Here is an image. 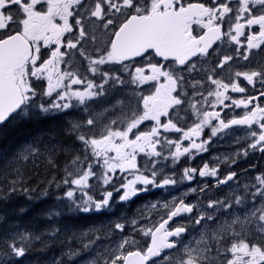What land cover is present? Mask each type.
<instances>
[{"label": "snow or ice", "instance_id": "snow-or-ice-1", "mask_svg": "<svg viewBox=\"0 0 264 264\" xmlns=\"http://www.w3.org/2000/svg\"><path fill=\"white\" fill-rule=\"evenodd\" d=\"M17 119L61 122L0 155V205L56 203L44 228L0 212V264H264V0H0V125Z\"/></svg>", "mask_w": 264, "mask_h": 264}, {"label": "trees", "instance_id": "trees-1", "mask_svg": "<svg viewBox=\"0 0 264 264\" xmlns=\"http://www.w3.org/2000/svg\"><path fill=\"white\" fill-rule=\"evenodd\" d=\"M60 122L61 121L59 119L57 120L17 119L15 121H10L6 126L0 128V155L8 156L9 153L14 151V147L16 146V144H18L21 141V139L24 140L22 141L20 147L26 144L27 142L31 141L34 137L40 135L41 133H47L53 127L58 128L60 126ZM17 149L18 147L16 148V150ZM43 178H44V174L42 170L40 179ZM25 201L27 200L24 197H16L15 200L7 204L0 205V212L6 213L8 216V220H17V217L12 215L13 210L18 209L20 207H26L27 211L18 218L19 222L22 224L37 223L40 225L41 228L46 227L47 221L40 214L45 209L51 207L56 203L55 198L46 197L43 198V200L41 201H37L35 203L33 202L31 205H29L28 201L27 202ZM77 218H80V220L84 222V225L89 223L88 220H86L89 219L88 217L83 218L82 216H80ZM58 220L60 221V224H58L57 226H61V225L71 226L69 224L70 222L66 220V216L59 217ZM59 251H60L59 247L51 248L46 253L37 252L33 256L29 257V259L33 260L38 257L40 261L43 262L49 258L48 255H50L52 252L57 253Z\"/></svg>", "mask_w": 264, "mask_h": 264}, {"label": "flooded vegetation", "instance_id": "flooded-vegetation-1", "mask_svg": "<svg viewBox=\"0 0 264 264\" xmlns=\"http://www.w3.org/2000/svg\"><path fill=\"white\" fill-rule=\"evenodd\" d=\"M194 29H196L197 31H199V28L198 26H193ZM254 31H258V26H254L253 28ZM243 61L240 62V68L239 70H245L244 67H243ZM144 87V86H142ZM145 94H147V89H145ZM234 96H238L239 94H232ZM236 112L239 114L241 113V110L240 109H237ZM236 135L238 136H243V132H237ZM231 150H234V148L232 146L229 145V143L227 141H224V142H221L220 144H217V145H214L212 149H210L209 153H205V154H202V159L203 160H210V158L212 156H215L219 153H223V152H226V151H231ZM139 158V157H138ZM201 163V158H198L197 160H195L194 162L191 163V166H197V165H200ZM264 163V162H262ZM185 166H188V164L186 163H181L179 165V168H178V171L179 169H182L183 167ZM241 167H247V164L244 163L243 161H241V164H240ZM143 196H146V198H152V200L156 199L158 196L161 195L160 192H152L150 194H141ZM139 239V237H137Z\"/></svg>", "mask_w": 264, "mask_h": 264}, {"label": "bare ground", "instance_id": "bare-ground-1", "mask_svg": "<svg viewBox=\"0 0 264 264\" xmlns=\"http://www.w3.org/2000/svg\"><path fill=\"white\" fill-rule=\"evenodd\" d=\"M31 125V124H30ZM26 134V133H25ZM15 200V199H14ZM45 200V199H44ZM48 200V199H47ZM22 201H24V200H22ZM51 201V200H50ZM25 202H27V201H25ZM35 203V202H34ZM43 203V202H42ZM48 204V203H47ZM35 205V204H34ZM38 205V204H37ZM95 218V217H94ZM94 218H92L91 219V221L93 222V220H94ZM66 220L68 221V222H70L69 224L72 226V227H74V228H80L79 227V224H82V223H84L82 220H80V218H77V217H67L66 216ZM63 221V220H62ZM65 224H67V223H65ZM88 227V225H84V228H87ZM60 252V251H59ZM59 252H52L50 255H48V257H51L52 255H59ZM47 257V258H48Z\"/></svg>", "mask_w": 264, "mask_h": 264}, {"label": "rangeland", "instance_id": "rangeland-1", "mask_svg": "<svg viewBox=\"0 0 264 264\" xmlns=\"http://www.w3.org/2000/svg\"><path fill=\"white\" fill-rule=\"evenodd\" d=\"M44 86H46V83H45ZM23 140H24V139H21V141H20L18 144H16V146L14 147V151L11 152V153H9L8 156H10L12 153H14V152L16 151V148H17V147L20 148V145L22 144V141H23ZM105 215H106V216H110L111 213H108V214H105ZM99 223H100V218H99V217H95L94 220H93V222L90 220V222H89L87 225H88V227H89V226H92V225H99ZM79 227H80V228H81V227L84 228V223L79 224Z\"/></svg>", "mask_w": 264, "mask_h": 264}]
</instances>
